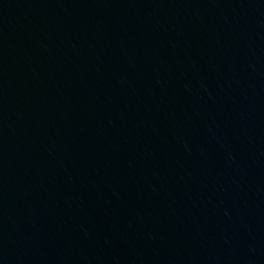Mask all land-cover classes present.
<instances>
[{
  "label": "water",
  "instance_id": "obj_1",
  "mask_svg": "<svg viewBox=\"0 0 264 264\" xmlns=\"http://www.w3.org/2000/svg\"><path fill=\"white\" fill-rule=\"evenodd\" d=\"M0 264H264V0H0Z\"/></svg>",
  "mask_w": 264,
  "mask_h": 264
}]
</instances>
